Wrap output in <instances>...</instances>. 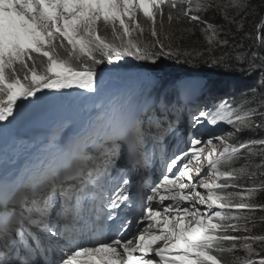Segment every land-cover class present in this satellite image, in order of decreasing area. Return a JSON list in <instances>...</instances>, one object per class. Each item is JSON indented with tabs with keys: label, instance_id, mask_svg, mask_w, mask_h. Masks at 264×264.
I'll use <instances>...</instances> for the list:
<instances>
[{
	"label": "snow or ice",
	"instance_id": "snow-or-ice-1",
	"mask_svg": "<svg viewBox=\"0 0 264 264\" xmlns=\"http://www.w3.org/2000/svg\"><path fill=\"white\" fill-rule=\"evenodd\" d=\"M250 8V0H0V136L46 108L75 109L42 136L16 138L24 163L3 153L0 264H226L222 254L238 252L230 264H264V233L254 231L264 223L255 215L264 213L256 199L264 135L238 138L264 131V104L244 110L196 73L168 82L160 70L161 58L181 59L160 39L167 15L210 33L209 47L184 62L234 59L264 76V53L205 15L220 14L264 48V16L254 34L241 23ZM124 58L140 62L136 73L102 74L99 66ZM209 127L216 131L205 136Z\"/></svg>",
	"mask_w": 264,
	"mask_h": 264
},
{
	"label": "trees",
	"instance_id": "trees-1",
	"mask_svg": "<svg viewBox=\"0 0 264 264\" xmlns=\"http://www.w3.org/2000/svg\"><path fill=\"white\" fill-rule=\"evenodd\" d=\"M224 3H229L231 0H223ZM251 8L250 12L246 16V18L241 21V23L244 24V31L247 33H255L256 25L259 24L260 18L264 16V0H250ZM230 12H235V9H229ZM206 18L217 25L218 27H223L225 31L230 33V39L235 38L237 43H242L244 45L245 50L249 48L256 49L258 51H261L264 53V48H257L256 44L253 43L252 36L247 37H241L240 33L235 32L236 25L228 26L225 21L221 18L220 14L215 13L214 11H209L206 14ZM167 16V15H166ZM180 25V26H175ZM159 29V27H158ZM162 32L160 39L164 44L171 45L172 50L173 48H180L182 47L184 50L188 51V49H191L190 46L196 45L197 42H201L204 40L206 36H204L206 32L205 26L200 25L198 22H189L187 20H182L177 22L174 20L173 22L169 23L167 20L165 22V28L160 30ZM167 37V38H165ZM223 53L220 50L215 51L216 56H221ZM185 56H181V59L179 61L173 60L175 63V69L179 70V72H186L187 74L196 73L198 72L209 75L212 74L213 71H218L220 75L223 77L230 76L234 77L240 80L241 84L247 85V83L250 84L249 86V93L246 97V95L241 97V103L247 104L248 99L255 98L257 100H260L263 98L264 95V76L261 75V73L258 70H252L253 74H249L250 71L247 70V64H241L236 63L235 60L228 65H219V66H212L208 63L204 62L205 57H202L200 60H196V66H193V64H189L184 62L185 59L183 58ZM201 57V56H200ZM135 60H128V59H122L118 65H108L109 67H128L133 66L135 64ZM101 67V66H99ZM220 67V69L218 68ZM242 86V85H241ZM257 90H259L261 93H257ZM244 97V98H243ZM258 103H254L253 107H256ZM259 117H257L258 119ZM261 133V132H259ZM258 133V134H259ZM254 134L252 132H245L243 135L245 138H254ZM256 160H258L255 164H258L260 162V158L257 157ZM237 167L240 166V164L236 165ZM252 171H255V167ZM259 175H257L256 179L259 180ZM257 202H264V193H259L257 195ZM256 217L259 218L260 216H264V213L256 212ZM257 233H264V223L258 222L256 224V228L254 229ZM245 254L243 253L240 255V253H224L222 254L226 264H230V262L234 259H236L237 256L243 257Z\"/></svg>",
	"mask_w": 264,
	"mask_h": 264
},
{
	"label": "rangeland",
	"instance_id": "rangeland-1",
	"mask_svg": "<svg viewBox=\"0 0 264 264\" xmlns=\"http://www.w3.org/2000/svg\"><path fill=\"white\" fill-rule=\"evenodd\" d=\"M142 25L145 27V32L144 34L141 36V39L146 41L148 39V41L152 40L153 38L150 36V32L148 31V28H149V23L147 21H141ZM159 27V24H157ZM175 26H180L179 24ZM165 28V23H164V26H163V29ZM208 35H210V33H205L204 36H206L204 38V40H202L201 42H197L196 45H192L190 46L191 49H188V51L184 50L182 47L180 48H173V52H178L181 56H185L183 57L185 60L187 59V56L185 55L186 53H195V52H200V51H203L204 49L208 48L209 47V44H208ZM167 45V44H166ZM172 48V47H171ZM218 51V50H217ZM202 57L200 56H195V60H200ZM128 60H133L132 58H127ZM173 60L175 59H167V58H161V64L160 67L161 69L163 70L162 73L163 75L165 74H170V73H173L175 71H179L177 69H175L174 67L176 66L175 63L173 62ZM197 63H195L193 66H196ZM220 69V67H218ZM102 70V74L107 76L109 75V69L108 68H101ZM111 70V74H115V73H121V74H128V73H136L137 70H134V71H131V70H122V69H110ZM187 72V71H186ZM186 72H184L183 74H186ZM191 74V72H189ZM199 73V72H198ZM249 74H253V71L251 70ZM212 76H217V77H220L222 78L221 76H219L218 74H216L214 71H213V75ZM223 81H228L227 78H222ZM2 137H0V139H2ZM3 143H0V152L2 151L3 149V146H2ZM240 255L243 254V252H239ZM237 258V257H236Z\"/></svg>",
	"mask_w": 264,
	"mask_h": 264
},
{
	"label": "bare ground",
	"instance_id": "bare-ground-1",
	"mask_svg": "<svg viewBox=\"0 0 264 264\" xmlns=\"http://www.w3.org/2000/svg\"><path fill=\"white\" fill-rule=\"evenodd\" d=\"M53 108H46V109L42 110L40 113L36 114L35 116L30 117L27 121H25L23 123H20V124H17L14 127L13 126H9V127H11L13 129V132L12 133L15 132V133H17V135L14 136L12 142L8 143L4 147L5 149H9V151L7 152L8 156H10V154L13 151V144L15 143L16 138L17 137H26V132H27L28 127L31 126V125H33L34 123H36L37 118H41V117L45 116L46 114H48ZM39 125H40V127H43L44 126L42 123L39 124ZM20 128L22 129V131L24 133H22V134L19 135V133L21 132V129ZM3 141L4 140H1L0 142L2 143ZM5 149H2V151L0 152V158L3 157V153H4ZM13 154L14 155L20 154V156H18V159L25 158V154L24 153H18V152H14L13 151Z\"/></svg>",
	"mask_w": 264,
	"mask_h": 264
},
{
	"label": "water",
	"instance_id": "water-1",
	"mask_svg": "<svg viewBox=\"0 0 264 264\" xmlns=\"http://www.w3.org/2000/svg\"><path fill=\"white\" fill-rule=\"evenodd\" d=\"M42 123V121H39L38 123L34 124L33 127L29 130L28 132V136L31 138V137H38V136H35V132L34 130L39 126V124Z\"/></svg>",
	"mask_w": 264,
	"mask_h": 264
}]
</instances>
